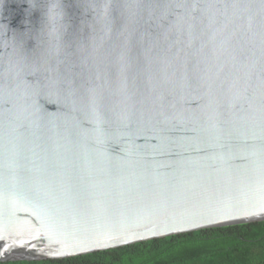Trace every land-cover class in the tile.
Here are the masks:
<instances>
[{
    "label": "water",
    "instance_id": "1",
    "mask_svg": "<svg viewBox=\"0 0 264 264\" xmlns=\"http://www.w3.org/2000/svg\"><path fill=\"white\" fill-rule=\"evenodd\" d=\"M264 221V0H0V262Z\"/></svg>",
    "mask_w": 264,
    "mask_h": 264
},
{
    "label": "trees",
    "instance_id": "2",
    "mask_svg": "<svg viewBox=\"0 0 264 264\" xmlns=\"http://www.w3.org/2000/svg\"><path fill=\"white\" fill-rule=\"evenodd\" d=\"M0 264H264V221L193 231L59 260Z\"/></svg>",
    "mask_w": 264,
    "mask_h": 264
}]
</instances>
